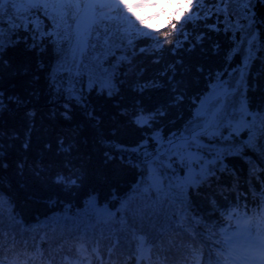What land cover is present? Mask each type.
Wrapping results in <instances>:
<instances>
[{
  "label": "trees",
  "instance_id": "trees-1",
  "mask_svg": "<svg viewBox=\"0 0 264 264\" xmlns=\"http://www.w3.org/2000/svg\"><path fill=\"white\" fill-rule=\"evenodd\" d=\"M198 4L200 0H194L192 7L188 6V1L185 2L178 18L157 32L150 28V24L147 28L152 36L171 31L169 39L174 44L179 30L190 17L195 16ZM212 6V3L205 0V4L201 5V15ZM227 7L232 11L237 5L229 3ZM171 9L170 1L164 7L167 17ZM255 11L258 17H264V6L255 5ZM123 17L122 14L119 26L109 22L105 28L104 24H100V49L107 47L105 40L113 48H118L121 40H127L128 33L137 30L143 32L134 22L131 23V29V25L124 23ZM41 20L44 26L50 24L44 17ZM224 23L221 14L219 24L215 15H209L206 20L193 18L187 24L185 30L189 41L195 43L201 35L205 36L203 50L197 45L194 51H185L188 47L186 41L178 52V56L183 57L184 68H177L176 79L182 81L180 88L184 92V99L171 107L162 118L161 127L165 135L181 130L190 121L199 103L198 98L212 87L209 73L215 76L217 71L228 67L225 55L233 46L232 33L222 30ZM172 24H176V29L171 28ZM206 25H216L221 31H213ZM7 26L6 16L5 29ZM105 31L107 36L104 35ZM151 44L146 39L137 40L138 47ZM214 44H219L218 54H213ZM172 46L165 41L161 53H156V46L153 45L146 53L135 56L128 75L117 77L118 81L123 80L119 84V97L98 96L95 89L92 90L88 100L95 109V115L100 118L99 126L95 121L87 120L83 110L75 104L72 105L70 121L61 115L65 111L63 104L66 101L63 96L50 92L48 87L47 73L55 61L51 46L40 55L36 51L26 50L23 43L7 51L6 57L16 66L28 67L29 73L6 77L0 83L6 95L17 94L28 101L19 108L12 105L0 114V129L5 134V146L11 145L5 159L8 167L0 169V176L5 181V196L11 197L12 201L11 206L7 199L0 202V227L3 229L0 243L4 245L3 255H11L15 259L24 257L31 264H65L70 257L78 264H92L95 260L92 246H95L101 253L103 264H132L135 245L141 239H146L152 245L153 264L182 263L192 259L195 252L205 254L206 248L212 250L213 241L210 237L215 229L225 223L220 212L212 210L211 200L214 199L220 206H248L261 197L260 192L264 191V172H249V164L242 158V155L254 156L248 149H244L242 154L224 156V163L234 175L217 172L216 176H209L199 187H190L193 181L185 183L184 169L179 166L176 175L166 184L161 185L159 178L151 185L147 179L141 183L143 172L140 161L144 156L138 147L142 142L154 147L152 141L146 140L150 130L137 127L130 119L131 111L120 115L116 105L119 103L122 108L136 97L131 88L137 80L159 82L165 79V73L169 72L172 63L177 60V56L169 51ZM108 59L111 60V57ZM241 59V54H236L231 66L235 68ZM40 60L45 64L43 70L37 68ZM128 67L122 66L120 72ZM198 67H203L204 71L198 72ZM34 76L38 79H33ZM248 79L250 86L253 83L257 85L254 90L250 88L247 92L249 110L264 112V66L259 59L254 61ZM171 95L168 91L159 90L146 91L144 94L145 97H151V102L170 98ZM145 103L150 101L145 100ZM29 113L34 115L29 117ZM224 131L227 134L228 130ZM13 134L15 139L11 138ZM247 135V130L241 131L235 140L239 144ZM26 138L29 140L27 150L23 148ZM68 138L75 139L77 150L66 156L58 151V141H67ZM106 152L111 159L105 155ZM21 160L26 161L23 175L17 168ZM67 161H71L74 170H84V179L82 183L78 182V186L65 187L55 180L58 172L69 174L65 166ZM32 169L44 171L36 176ZM90 194L97 197L101 205L107 203L116 215L98 213V219L96 216L89 217L82 210ZM125 197L127 199L122 206L121 200ZM181 199L188 202L185 210ZM181 212H184V217H181ZM107 252H110L108 256Z\"/></svg>",
  "mask_w": 264,
  "mask_h": 264
},
{
  "label": "snow or ice",
  "instance_id": "snow-or-ice-1",
  "mask_svg": "<svg viewBox=\"0 0 264 264\" xmlns=\"http://www.w3.org/2000/svg\"><path fill=\"white\" fill-rule=\"evenodd\" d=\"M193 0H188V6L192 7ZM212 3V8L201 15V5L205 0H200L196 6L194 17H190L185 22V26L179 30L176 42L169 39L171 31H165L157 36L151 33L137 30L135 33H128L127 40H121L118 48H113L112 44L105 40L107 46L99 48L100 44V24L107 28L108 23L119 26L122 13H127L123 17L125 24L132 23L130 18H135L141 25L143 20L136 15L137 9H142L147 5L143 2L133 4L130 0H0V83L6 77L18 75H28V67H19L6 57L9 49H14L21 43L26 50L36 51L38 55L46 53L51 46L55 55V61L47 73L48 87L50 92L56 96H63L66 101L63 104L65 111L61 113L65 120L72 119V105L83 110L84 117L89 121H95L97 126L101 123L100 118L95 115V109L90 106L88 96L95 89L96 94L107 95L109 98L121 95L119 84L123 80H117L118 76L126 77L132 66L135 56L146 53L151 46L155 47L156 53L163 51V44L167 41L173 46L169 49L172 55L177 56L169 69L165 73L163 81H139L132 86L131 91L136 93L130 103L124 107H117L120 115H126L131 111L130 119L137 127L150 130V135L146 140L152 141L154 147L146 142H142L138 151L144 156L140 161L143 175L141 183L147 182L151 185L159 178L161 185L170 181L176 175V168L185 170V175L189 171L197 173L194 176L190 187H199L200 183L209 176H216L217 172H229L228 165L224 163L226 154H242L244 149L254 153V156L242 155V158L249 164V172H264V112H253L249 110L247 92L254 90L257 85H249V75L255 60L259 59L264 66V17H258L255 5L264 6V0H207ZM235 3L237 7L229 11L227 4ZM183 5L178 6V9ZM106 9H113L106 12ZM224 16L225 33L231 32L232 48L225 55L226 69L219 70L213 76L209 73V82L212 87L207 93L198 98L199 103L192 114L190 121L185 127L177 132L163 133L161 127L162 118L168 114L171 107L179 104L184 99V92L181 91V80H177V68H184L183 57L178 56V52L188 42L187 52L194 51L197 45L203 50L205 36L192 43L188 40V32L185 30L192 19H207L209 15H215L217 24L220 22V15ZM8 17L7 29L4 27V19ZM41 17L50 21L47 26L43 25ZM99 22V23H98ZM259 22V27L257 26ZM211 30L219 32L221 29L216 25H206ZM176 29V24L171 25ZM26 33L27 35H21ZM107 36V31L104 32ZM146 39L152 42L151 45L137 46V40ZM213 54H218L219 44H214ZM241 54L240 64L235 68L231 66L232 58L236 54ZM259 54V55H258ZM111 57V60L108 57ZM103 57V59H102ZM159 55L156 59L159 61ZM127 65L124 72H120L122 66ZM37 68L43 70L45 64L42 60L38 61ZM198 72H203V67L197 68ZM257 75H260L258 73ZM33 79H38L34 76ZM159 90L168 91L172 95L170 98L157 99L151 102V97H145L146 91ZM35 94V93H33ZM149 100L150 103H145ZM28 101L20 95H6L0 88V114L9 110L12 105L17 108L24 106ZM29 117L34 114L29 113ZM55 115V113H53ZM227 129V134H225ZM247 130L246 139L235 140L241 131ZM159 133V136L157 134ZM4 132L0 129V169L8 167L5 163L8 154V147L5 146ZM15 139V135L11 136ZM29 147L28 138L23 143V148ZM47 147H51L48 145ZM75 139L68 138L58 141V151L66 156L76 151ZM238 150V153H237ZM150 153V155H149ZM105 155L111 159L109 153ZM26 161L21 160L17 163L20 174L23 175ZM68 173L58 172L55 180L65 187L72 185L78 186L84 179V170L81 168L76 171L71 167V161L66 165ZM33 174L39 176L44 169H32ZM202 173V175H201ZM234 175V173H232ZM220 179L219 176L216 177ZM183 179V177H182ZM4 177L0 176V202L8 200L9 206L12 205L11 197H6L3 190ZM264 186V182H262ZM135 191V190H134ZM264 199V191L260 192ZM125 197L121 200L123 206ZM212 210L220 212L226 221L247 220L248 212L246 206L232 205L220 206L213 199L210 201ZM244 208L243 216L234 213V208ZM89 217L96 216L98 213H107L115 216L116 213L108 207L107 203L101 205L98 198L89 195L83 210ZM79 211L77 212V216ZM2 219V214H0ZM92 221L90 220V223ZM221 228L225 224L220 225ZM227 231L224 233L229 239L224 244L231 248L237 245L233 251L234 264H264V215L255 226L241 227L239 224L235 228L227 224ZM238 233V235H231ZM3 239V229L0 227V240ZM117 243L119 241L117 240ZM4 245L0 243V264H5L3 259ZM224 249L221 248V251ZM135 254V253H134ZM43 259V256L41 257ZM212 255L209 253L205 258L204 264H209ZM31 264V262H29ZM216 264H220L216 260Z\"/></svg>",
  "mask_w": 264,
  "mask_h": 264
},
{
  "label": "rangeland",
  "instance_id": "rangeland-1",
  "mask_svg": "<svg viewBox=\"0 0 264 264\" xmlns=\"http://www.w3.org/2000/svg\"><path fill=\"white\" fill-rule=\"evenodd\" d=\"M146 5L147 6L151 5L152 9H153V12L156 14V18H154V20H153V23L151 25V29L157 31V30H159L160 28H162L163 26H165L169 22V20L166 17V15L162 14V12H161V10H162L161 0H148L146 2ZM147 6L144 9H142V10L143 11H147L148 10ZM142 30H144V29L142 28ZM196 175H197V173L194 172V171H189L188 174L185 175V170H184L183 176L186 178L185 183L192 182L193 181L192 178L194 176H196Z\"/></svg>",
  "mask_w": 264,
  "mask_h": 264
}]
</instances>
